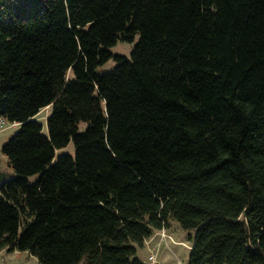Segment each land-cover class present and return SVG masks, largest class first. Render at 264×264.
<instances>
[{
  "label": "trees",
  "instance_id": "trees-1",
  "mask_svg": "<svg viewBox=\"0 0 264 264\" xmlns=\"http://www.w3.org/2000/svg\"><path fill=\"white\" fill-rule=\"evenodd\" d=\"M0 118V252L144 264L175 220L187 264H264V0H0Z\"/></svg>",
  "mask_w": 264,
  "mask_h": 264
},
{
  "label": "rangeland",
  "instance_id": "rangeland-1",
  "mask_svg": "<svg viewBox=\"0 0 264 264\" xmlns=\"http://www.w3.org/2000/svg\"><path fill=\"white\" fill-rule=\"evenodd\" d=\"M138 40L139 37L135 36L132 43L118 42L114 47L110 49V51L113 54L129 57L132 49L137 44ZM115 66L116 64L114 63V61H109L105 65L98 68L97 71L100 74L108 73L112 71L115 68ZM69 77L70 74H68V78ZM50 113H51V108L49 107L45 108L42 111H40V113L37 114L34 119L43 126L44 134H46V119L49 117ZM19 127L12 128L9 126V122L6 121L5 128L0 130V171L8 172L11 177L13 176V174L11 170L7 167L6 160L1 154V148L7 141H9L19 131ZM79 129L84 130L85 125L83 124L80 125ZM66 154L69 155L74 154L72 143L68 144V146L65 147L64 149L56 151L55 158ZM38 178L39 175H34L28 178V181L30 183H34ZM165 230L171 236V241H169L171 252L169 251L164 253L167 255V262L173 261V264H187L189 254L191 251V245L193 242V238L195 236V231L183 230L175 220H170L169 227ZM21 231L22 230H20L19 233H21ZM138 257L143 260V255H138ZM145 262H147V259L145 260ZM161 262L162 264L166 263L163 261ZM0 264H39V263L34 257H32L30 254L26 252H18V251L13 252L4 249L2 252H0Z\"/></svg>",
  "mask_w": 264,
  "mask_h": 264
},
{
  "label": "built area",
  "instance_id": "built-area-1",
  "mask_svg": "<svg viewBox=\"0 0 264 264\" xmlns=\"http://www.w3.org/2000/svg\"><path fill=\"white\" fill-rule=\"evenodd\" d=\"M6 121L2 118H0V130L5 128ZM9 126L12 128H17L20 126L18 123H9ZM157 238L158 242L153 243L154 235L144 241V247L148 251L147 256V264H162L158 260V254L161 248V243L164 242L166 239H169V237L166 235L164 230H161L157 232Z\"/></svg>",
  "mask_w": 264,
  "mask_h": 264
},
{
  "label": "crops",
  "instance_id": "crops-1",
  "mask_svg": "<svg viewBox=\"0 0 264 264\" xmlns=\"http://www.w3.org/2000/svg\"><path fill=\"white\" fill-rule=\"evenodd\" d=\"M164 231H165L166 235L169 237V239H166L164 242L161 243V248H160V251L158 254V260L160 259L161 261L166 262L164 264H173V261L167 262V255L164 254V253L169 252V251L171 252V247H170V242H169V241H171V236L167 233L166 230H164ZM155 242H158L157 232L154 233V240H153L152 244H155ZM138 255H143V260L140 258L139 259L144 264H147V262H145V260L147 259L148 251L145 247L138 251ZM160 260H159V262H161Z\"/></svg>",
  "mask_w": 264,
  "mask_h": 264
},
{
  "label": "water",
  "instance_id": "water-1",
  "mask_svg": "<svg viewBox=\"0 0 264 264\" xmlns=\"http://www.w3.org/2000/svg\"><path fill=\"white\" fill-rule=\"evenodd\" d=\"M11 178L8 172L0 171V187Z\"/></svg>",
  "mask_w": 264,
  "mask_h": 264
}]
</instances>
